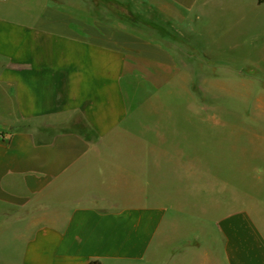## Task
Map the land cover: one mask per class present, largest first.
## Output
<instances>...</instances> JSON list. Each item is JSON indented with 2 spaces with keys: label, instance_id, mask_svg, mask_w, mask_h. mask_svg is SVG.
<instances>
[{
  "label": "crops",
  "instance_id": "crops-1",
  "mask_svg": "<svg viewBox=\"0 0 264 264\" xmlns=\"http://www.w3.org/2000/svg\"><path fill=\"white\" fill-rule=\"evenodd\" d=\"M15 2L21 16L0 15V264H209L192 233L172 237L174 206L146 198L164 143L125 133L139 103L208 59L192 29L226 0ZM216 231L222 264H264L246 212Z\"/></svg>",
  "mask_w": 264,
  "mask_h": 264
},
{
  "label": "rangeland",
  "instance_id": "rangeland-1",
  "mask_svg": "<svg viewBox=\"0 0 264 264\" xmlns=\"http://www.w3.org/2000/svg\"><path fill=\"white\" fill-rule=\"evenodd\" d=\"M26 6L0 0V15L15 19ZM223 6L192 29L195 54L208 59L139 103L142 112L125 133L164 143L149 149L160 165L148 170L146 198L174 206L180 227L172 237L179 241L192 233L200 242L193 251L209 252V264H222L216 226L223 217L246 212L264 233V1L226 0ZM159 177L162 195L154 196Z\"/></svg>",
  "mask_w": 264,
  "mask_h": 264
},
{
  "label": "trees",
  "instance_id": "trees-1",
  "mask_svg": "<svg viewBox=\"0 0 264 264\" xmlns=\"http://www.w3.org/2000/svg\"><path fill=\"white\" fill-rule=\"evenodd\" d=\"M264 0H258V3H261V2H263ZM90 264H100V263H98V262H91Z\"/></svg>",
  "mask_w": 264,
  "mask_h": 264
}]
</instances>
